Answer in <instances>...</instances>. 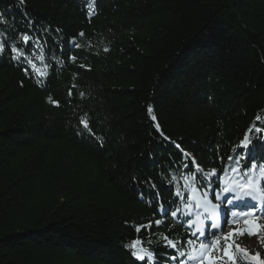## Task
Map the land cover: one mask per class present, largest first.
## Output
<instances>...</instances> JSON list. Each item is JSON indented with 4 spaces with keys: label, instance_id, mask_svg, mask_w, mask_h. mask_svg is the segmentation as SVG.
I'll use <instances>...</instances> for the list:
<instances>
[{
    "label": "trees",
    "instance_id": "16d2710c",
    "mask_svg": "<svg viewBox=\"0 0 264 264\" xmlns=\"http://www.w3.org/2000/svg\"><path fill=\"white\" fill-rule=\"evenodd\" d=\"M0 18V264L219 256L192 193L220 204L264 167V0H0Z\"/></svg>",
    "mask_w": 264,
    "mask_h": 264
},
{
    "label": "rangeland",
    "instance_id": "374dc122",
    "mask_svg": "<svg viewBox=\"0 0 264 264\" xmlns=\"http://www.w3.org/2000/svg\"><path fill=\"white\" fill-rule=\"evenodd\" d=\"M259 177V180L264 179V174L262 172H257V175ZM257 180V181H259ZM256 185H259L258 182H256ZM233 187L235 185H232ZM240 195L242 198H245L242 196V193L239 192L237 189L233 192H224L222 195L219 196V199H217L220 204H210L207 201H204L202 198H200L195 192L192 193V201L196 205V207L203 211L206 217L208 218V222L210 224V230L216 233V235L223 240L222 249L218 254H213V250L209 249L208 252L205 254L206 256L210 255L215 261L224 259L227 261V257L223 254V248L225 246V237L228 235L229 232H238L239 230L243 229L245 227L243 223V216L239 215V212L234 213H228L226 210L229 207H232L233 204L229 203L228 199L231 197L234 198L235 202H238L240 198L238 199L237 196ZM224 201L225 205H224ZM259 201V203H257ZM258 201L252 200L250 201L249 205H247L249 208L247 212H251L252 214L248 217L249 220H256L260 225H264V196L258 195ZM199 204V207L197 206ZM213 210H215V215H213ZM234 214H237L234 216ZM241 217V218H240ZM235 220V223L233 221ZM195 223V229L197 231V228L200 230V223L201 220L198 219ZM216 225L213 227V225ZM191 226V225H190ZM230 243H232L234 246L238 245L241 249L247 250L248 254L251 256H255L257 253L259 254V257L261 260H264L261 256V250L264 247L262 244V241L260 239L259 235H253L249 237L247 234L241 236V235H235L234 237L230 238ZM233 252L234 249H233ZM238 256H240L245 262L249 263L248 260L244 257V255L240 252H235ZM196 264H199L196 263Z\"/></svg>",
    "mask_w": 264,
    "mask_h": 264
},
{
    "label": "snow or ice",
    "instance_id": "6c2138e0",
    "mask_svg": "<svg viewBox=\"0 0 264 264\" xmlns=\"http://www.w3.org/2000/svg\"><path fill=\"white\" fill-rule=\"evenodd\" d=\"M21 3H23V0H21ZM0 22H3L2 18H0ZM21 38L25 42H27L29 39L27 35L22 36ZM0 51H3V45L2 44H0ZM12 51L16 54V56L20 55V52L16 48H13ZM38 59H42V57H38ZM28 63L30 65H32L34 71H37L38 74H42V73H39V70L36 68V66L33 64V62L31 60H29ZM50 102H51V98H50ZM81 123L84 124L85 127H87V123L83 119L81 120ZM257 131H260V129H257ZM247 142H248V138L245 137V141H242L241 146L247 147ZM255 168H256V165H253V170H255ZM235 170L236 169H233V171H235ZM260 171L264 172V167H261ZM237 189L239 190L240 193H242L243 197H250L253 200L257 199V185H256V181L254 179H248L246 182L238 183L234 187L231 184L225 185V187L223 188V191L224 192H233V191H236ZM260 195L264 196V189L261 190ZM237 198L239 199L242 197L240 195H238ZM217 199H219V196H217ZM229 203H231V201H229ZM197 206L199 207V204ZM212 214L215 215V210H213ZM251 214H252L251 212H245V213L239 214V215L243 216V218H244L243 223H244L245 227L243 229L239 230L238 232H229L228 235L224 238L225 239V246L223 248V254L225 257H227V261L231 262V264H235V260L233 259V249L235 252L242 253L244 255V257L248 260L249 264H264V260L260 259L258 253L255 256H251L248 254L247 250L241 249L238 245L234 246L232 243L229 242L230 238L234 237L235 235L243 236V235L247 234L249 237H251L253 235H264V225L257 224L255 220H249L248 217ZM173 215H175V213H173ZM235 215H237V214H234V216ZM233 223H235V220L233 221ZM215 226L216 225L214 224L213 227H215ZM137 231H139V228L137 229ZM197 231H199V228H197ZM188 243L191 245V244H193V241L190 240V241H188ZM138 244H139V241H133L132 244L128 246V247H131L132 249H134L132 252V255L139 260H144L146 255H148L150 258V254H147L143 248L137 249ZM168 244L172 247H175V245L172 241H168ZM212 247H213V244H205V243L201 242L200 254L198 256H195V255L189 256V259L198 260L199 264H217V262L210 255H208V256L205 255L208 252V250ZM193 252L195 253L196 249H193ZM180 255L184 256L185 253L181 252ZM226 264H227V262H226Z\"/></svg>",
    "mask_w": 264,
    "mask_h": 264
},
{
    "label": "bare ground",
    "instance_id": "6f19581e",
    "mask_svg": "<svg viewBox=\"0 0 264 264\" xmlns=\"http://www.w3.org/2000/svg\"><path fill=\"white\" fill-rule=\"evenodd\" d=\"M251 201V199H248V201L247 202H250Z\"/></svg>",
    "mask_w": 264,
    "mask_h": 264
}]
</instances>
